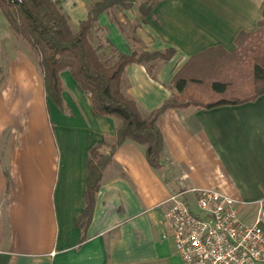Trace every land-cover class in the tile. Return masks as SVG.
I'll list each match as a JSON object with an SVG mask.
<instances>
[{
	"label": "crops",
	"instance_id": "obj_1",
	"mask_svg": "<svg viewBox=\"0 0 264 264\" xmlns=\"http://www.w3.org/2000/svg\"><path fill=\"white\" fill-rule=\"evenodd\" d=\"M51 1L77 31L97 0ZM135 1L128 10L101 15L99 25L118 53L132 52L131 26H138L145 52H175L151 73L138 64L126 69V95L145 114L172 96L175 77L191 59L211 49L233 51L242 33L258 30L264 12V0H157L142 23L139 7L145 0ZM5 31L0 34V72L3 82L8 78L0 87V264H183L166 220L165 202L173 194L219 189L250 204L242 208L248 221L256 204L264 205L263 95L239 106L167 112L159 121L164 169L150 166L144 147L126 142L104 171L90 224L78 227L90 151L114 137L119 121L95 116L70 72L61 75L63 106L54 104L32 49L24 44L11 51Z\"/></svg>",
	"mask_w": 264,
	"mask_h": 264
},
{
	"label": "trees",
	"instance_id": "obj_2",
	"mask_svg": "<svg viewBox=\"0 0 264 264\" xmlns=\"http://www.w3.org/2000/svg\"><path fill=\"white\" fill-rule=\"evenodd\" d=\"M135 0H97L86 21L77 31L57 3L51 0H0V9L15 35L30 46L43 75L48 97L63 106L61 75L72 76L80 90L91 100L97 117H114L119 121L113 138H107L90 151L88 162L86 206L78 227L86 230L92 219L95 198L105 169L116 152L131 141L146 149L152 168L165 167V140L159 128L160 119L169 111L195 108L212 110L251 103L264 95V12L258 30L242 33L236 49L227 52L211 49L194 57L177 74L172 96L149 114L126 95V69L130 65L147 66L151 73L160 63L169 62L173 50L163 53L145 52L136 37L138 26H131L130 55L118 53L104 41L100 16L110 10L125 11ZM157 0L140 4L142 23L151 15ZM122 33L126 27L117 22ZM103 150L98 154V150Z\"/></svg>",
	"mask_w": 264,
	"mask_h": 264
},
{
	"label": "built area",
	"instance_id": "obj_3",
	"mask_svg": "<svg viewBox=\"0 0 264 264\" xmlns=\"http://www.w3.org/2000/svg\"><path fill=\"white\" fill-rule=\"evenodd\" d=\"M165 205L183 264H264L263 202L251 221L242 213L250 204L215 188L181 190Z\"/></svg>",
	"mask_w": 264,
	"mask_h": 264
},
{
	"label": "rangeland",
	"instance_id": "obj_4",
	"mask_svg": "<svg viewBox=\"0 0 264 264\" xmlns=\"http://www.w3.org/2000/svg\"><path fill=\"white\" fill-rule=\"evenodd\" d=\"M116 15V14H115ZM7 27V28H6ZM5 29H8V32L6 33V35H8V43H9V47H10V50L12 51L13 50V46H15L16 48H20L22 47V45L25 47L26 44L24 41H22L20 38H18L15 33L13 32V30L11 29V27L9 26L5 16L3 15L1 9H0V34H2V32H6ZM4 34V33H3ZM26 44V45H24ZM6 45V43H5ZM29 46V45H28ZM30 47V46H29ZM31 49V48H30ZM3 52V51H2ZM33 57L35 56L33 53L31 54ZM7 67V66H5ZM3 68V67H2ZM5 74H4V71L2 69V72H0V87H1V84H6L8 78H6L5 82L4 79H5ZM8 77V76H7ZM101 152H103V150H98V154H100ZM183 190V189H182Z\"/></svg>",
	"mask_w": 264,
	"mask_h": 264
}]
</instances>
